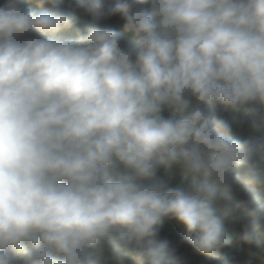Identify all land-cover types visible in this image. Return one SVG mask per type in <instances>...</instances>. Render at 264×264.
<instances>
[{
    "label": "clouds",
    "instance_id": "obj_1",
    "mask_svg": "<svg viewBox=\"0 0 264 264\" xmlns=\"http://www.w3.org/2000/svg\"><path fill=\"white\" fill-rule=\"evenodd\" d=\"M35 3L0 5V264H181L166 219L204 264H231V218L264 258V138L215 112L264 120V0Z\"/></svg>",
    "mask_w": 264,
    "mask_h": 264
},
{
    "label": "trees",
    "instance_id": "obj_2",
    "mask_svg": "<svg viewBox=\"0 0 264 264\" xmlns=\"http://www.w3.org/2000/svg\"><path fill=\"white\" fill-rule=\"evenodd\" d=\"M70 2L71 0H65V3L60 7L70 9ZM3 3L4 0H0V5ZM24 6L30 10H42L35 3V0H25ZM75 15L77 18L76 23L68 35L74 34L77 29L82 27L85 23L91 21V17L83 12H77ZM101 23L114 28L121 34L122 45L134 42V34L131 31H124V21L121 16L117 15L109 17L102 20ZM215 112L218 116L232 122V135L234 137L244 139L255 135L257 137L264 138V120L259 117L249 115L246 110L233 111L232 109L221 106L217 107ZM162 115L166 118L170 117L172 115V109L165 107ZM156 178L164 181L169 187H186V183L182 178V169L179 165H173L168 169L161 168L157 172ZM173 178L178 179L176 183L172 181ZM261 194L262 197H264V192ZM226 226L232 242L226 249L223 250V254L231 260V264H264V258L256 259L250 256L247 247L240 242L239 237L242 233V222L236 218H231L227 222ZM160 235L162 238L169 239L173 245H178V256L181 259V264H204V257L194 255L186 245L181 244L185 235V230L183 226L175 220L166 219L160 228ZM129 264H135L132 258H129Z\"/></svg>",
    "mask_w": 264,
    "mask_h": 264
},
{
    "label": "rangeland",
    "instance_id": "obj_3",
    "mask_svg": "<svg viewBox=\"0 0 264 264\" xmlns=\"http://www.w3.org/2000/svg\"><path fill=\"white\" fill-rule=\"evenodd\" d=\"M177 180H178L177 178H173L172 179V181L175 182V183L177 182ZM177 187H182V186H177Z\"/></svg>",
    "mask_w": 264,
    "mask_h": 264
}]
</instances>
